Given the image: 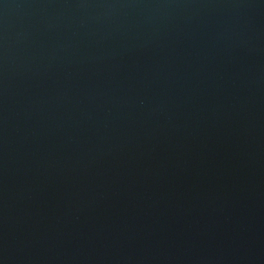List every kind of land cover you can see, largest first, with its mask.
Here are the masks:
<instances>
[{
	"label": "water",
	"instance_id": "water-1",
	"mask_svg": "<svg viewBox=\"0 0 264 264\" xmlns=\"http://www.w3.org/2000/svg\"><path fill=\"white\" fill-rule=\"evenodd\" d=\"M0 264H264V0H0Z\"/></svg>",
	"mask_w": 264,
	"mask_h": 264
}]
</instances>
